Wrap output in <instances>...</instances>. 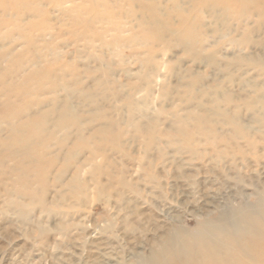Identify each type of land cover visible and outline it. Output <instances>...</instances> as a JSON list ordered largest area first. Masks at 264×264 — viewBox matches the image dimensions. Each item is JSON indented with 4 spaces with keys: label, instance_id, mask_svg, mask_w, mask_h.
<instances>
[{
    "label": "rangeland",
    "instance_id": "374dc122",
    "mask_svg": "<svg viewBox=\"0 0 264 264\" xmlns=\"http://www.w3.org/2000/svg\"><path fill=\"white\" fill-rule=\"evenodd\" d=\"M18 1L36 2V17L12 12L21 20L0 27V106L45 122L40 138L0 148V264H127L172 226L193 229L257 198L264 0H144L155 23L124 3ZM183 24L189 41L178 39ZM8 123L0 118L1 137ZM32 150L53 163L43 185L16 164Z\"/></svg>",
    "mask_w": 264,
    "mask_h": 264
},
{
    "label": "bare ground",
    "instance_id": "6f19581e",
    "mask_svg": "<svg viewBox=\"0 0 264 264\" xmlns=\"http://www.w3.org/2000/svg\"><path fill=\"white\" fill-rule=\"evenodd\" d=\"M76 1H78L77 6L74 5ZM55 2L58 5L69 3L71 4V8L77 7L79 10L86 9L89 6L105 7L109 4L118 5L124 3L128 7L138 6L143 11H149L151 14L147 22L155 23L156 21L157 9L155 4L153 2L146 3L144 0H55ZM189 2L191 1L188 0L187 3ZM177 3L179 2L176 1L175 4ZM220 3L239 7H243L247 3H253L258 7L260 0H204L197 4L191 2L192 5L202 6ZM36 5V2L30 7V5H26V3L22 4L18 0H0V13L11 18V22L8 20L3 21L0 18V27L5 23H13L14 25L21 20L18 16L13 17L12 12H28L33 17H36ZM69 11L72 10L69 9ZM179 20L180 23L183 22L185 16L181 15ZM183 25L186 26L180 29L178 39L180 41H189L192 38L191 29L189 30L187 24ZM31 26L33 27L34 24ZM39 74H41V71L37 75ZM4 83L6 84V82ZM17 93L21 95L20 92ZM10 106L13 107V110L9 109ZM15 108L16 105L13 103L11 105L4 103L0 106V118L9 123L13 121L12 119H15L13 122L16 123H8L7 136H0L1 150L20 147L25 145L30 139L43 136L40 135L44 133L42 126L45 121L42 116L33 115L29 118L25 116V119L21 120L20 113L24 110V107ZM60 118L59 124H62V120L65 117L61 115ZM179 122L181 124L179 132L186 139H189L191 135L186 125L188 123L187 120L181 118ZM194 127L201 129V124L197 122ZM47 133L46 138H49L52 133ZM80 141L85 144L83 140ZM38 146L41 147L42 144ZM42 148L44 147L42 146ZM42 158V155L38 151L32 150L30 153L27 152L25 154L24 159H16V164L20 169L35 172L34 175L35 177L37 176V182L43 185L44 178L41 175H44L53 163H45ZM15 170L16 168L13 169V171ZM127 264H264V189L258 193L254 201L243 199L236 206L230 205L225 211L223 210L215 216L205 217L193 229L185 230L176 225L172 226L167 231L165 237L160 239L151 249L150 253L137 257L136 261Z\"/></svg>",
    "mask_w": 264,
    "mask_h": 264
}]
</instances>
